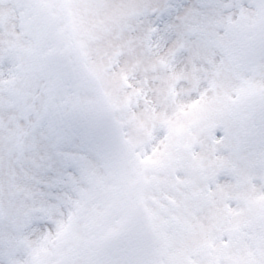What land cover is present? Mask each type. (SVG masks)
<instances>
[{"label":"snow or ice","instance_id":"snow-or-ice-1","mask_svg":"<svg viewBox=\"0 0 264 264\" xmlns=\"http://www.w3.org/2000/svg\"><path fill=\"white\" fill-rule=\"evenodd\" d=\"M0 264H264V0H0Z\"/></svg>","mask_w":264,"mask_h":264}]
</instances>
